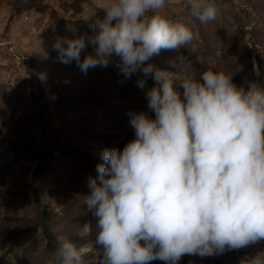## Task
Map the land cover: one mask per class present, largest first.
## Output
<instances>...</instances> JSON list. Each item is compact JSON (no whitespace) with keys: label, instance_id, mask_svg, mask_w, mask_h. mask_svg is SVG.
Listing matches in <instances>:
<instances>
[{"label":"clouds","instance_id":"obj_1","mask_svg":"<svg viewBox=\"0 0 264 264\" xmlns=\"http://www.w3.org/2000/svg\"><path fill=\"white\" fill-rule=\"evenodd\" d=\"M185 6L202 24L214 21V0H102L104 16L85 19L91 35L58 37L53 49L61 63L75 61L82 72L113 64L125 77L151 75L146 92L154 113H130L134 139L122 149L104 148L96 177L83 203L94 224L99 264H178L184 255L208 257L264 241V85H237L223 71L205 70L179 80L183 54L170 61L175 72L146 63L163 50L188 45L193 32L170 20L166 6ZM23 18H18L23 26ZM93 53L81 60L88 45ZM42 83L46 72H37ZM143 88L145 79L137 81ZM42 264H87L80 247L63 234ZM242 264H264V251Z\"/></svg>","mask_w":264,"mask_h":264},{"label":"rangeland","instance_id":"obj_2","mask_svg":"<svg viewBox=\"0 0 264 264\" xmlns=\"http://www.w3.org/2000/svg\"><path fill=\"white\" fill-rule=\"evenodd\" d=\"M229 1L234 5L241 3V0H214L219 9ZM101 7L102 0H0V231H21L28 225L33 205L31 189L36 187L37 196H44L55 216L51 223L55 237L57 233L68 237L80 247L84 258L90 251L93 259H85L87 264H99V256L94 242H90L91 235H79L82 231L79 225L85 219H80L82 212H65L64 207L84 199L87 179L91 176L90 167L75 157L74 150L102 162L100 153L104 148L122 149L134 139L130 113L145 112L154 117L145 94L156 86L153 80L151 85L145 81L144 87H139L137 81L144 79L142 73L125 78L111 63L107 67H90L85 73L75 61L68 64L59 61L52 47L55 40L91 35L85 19L93 10L102 18ZM258 11L264 17V7ZM163 12L170 20L186 24L193 32V39L177 50L162 49L147 63L175 72L170 61L178 53L185 55L188 63L183 71L172 74L177 80L173 82L174 88L180 87L181 79H198L205 70L218 71L213 56L226 48L220 47L219 38L216 43L212 39L216 26L205 27L185 6L169 5ZM254 15L251 12L250 21L258 25ZM20 17L24 21L22 27L18 24ZM203 30L204 37L211 34L207 38L210 47L199 43ZM247 30L248 27L243 29V39L254 64V48L262 49L247 42L251 38ZM241 46L236 44L234 59L230 58L232 71L242 67ZM89 53H93L90 44L82 51L81 60ZM253 70L256 74L255 66ZM41 71L47 73L43 83L36 75ZM41 159L46 167L44 190L41 184L33 182V172ZM9 245V242L0 243V253ZM260 251H264V241L214 256L184 255L178 264H242ZM46 255L37 231L22 239L4 264H42Z\"/></svg>","mask_w":264,"mask_h":264},{"label":"trees","instance_id":"obj_3","mask_svg":"<svg viewBox=\"0 0 264 264\" xmlns=\"http://www.w3.org/2000/svg\"><path fill=\"white\" fill-rule=\"evenodd\" d=\"M217 7H219L217 3ZM264 7V0H255V3L252 0H241V3L234 5L232 1L227 3L222 9H219V14L214 21H210L206 23L207 28L210 25H215L217 30L212 34L213 41L219 38L220 47L226 50H222L219 52L218 56H213L215 62L218 63L217 68L218 71H223L227 75L233 77V82L237 85L243 84L246 80H256L260 84L264 85V17L259 14L258 8ZM251 12L254 13L255 20L258 25H252V21H250ZM248 27L251 38L247 40L250 45L255 47L259 45L262 50H258L254 48L253 55L255 63L251 62V54L247 49L248 46L246 41L243 39L244 31L243 29ZM211 34H208L204 37V30L201 32V37L199 43L203 47H210L207 43V38L210 37ZM225 43H229L228 45ZM256 43V44H255ZM236 44L241 46L240 53V62L242 67L238 69V71L231 70L229 64L232 62L230 60L234 59V50ZM227 46H230L229 48ZM215 46H212V51L214 52ZM215 55V54H214ZM205 61V58H203ZM147 63V62H146ZM227 64V66L225 65ZM224 65L221 67V65ZM256 67L257 73L255 74L253 67ZM138 73V72H137ZM149 85L152 84V77L149 75L147 78H144ZM181 95L183 93V88L180 86L175 88ZM74 154L76 158H80L84 160L87 164V167L91 169L90 175L92 177H96L97 173L95 171V166L97 163H100L95 157L91 156L88 153H84L79 150H74ZM52 154L51 150L48 151V155ZM43 159L39 160V164L37 168L33 172V182H37L40 186L41 190H44V169L46 167L42 166ZM90 192V189L86 186V194ZM31 193L33 195V205L30 209V216L28 220V225L25 226L21 231H13V232H1L0 231V243L9 242L10 245L6 248L3 253H0V264H4L5 259L16 249L22 239H25L32 235L33 233L39 231L41 238L44 242V249L47 252H51L55 249L56 245V237L52 230V221H53V211L49 208L48 204L45 201L43 195L37 196L36 187H32ZM84 199H79L76 201L74 205H66L65 212H82L80 219L83 220L82 223H93L95 222L94 217H92L91 213L88 212L87 206L83 203ZM79 225L78 229H82V224ZM13 235V236H11ZM91 240H86L93 242V236L91 235ZM88 243V242H87ZM90 251L86 252L85 259L87 261L93 259ZM149 264H160V260H154L149 262Z\"/></svg>","mask_w":264,"mask_h":264}]
</instances>
